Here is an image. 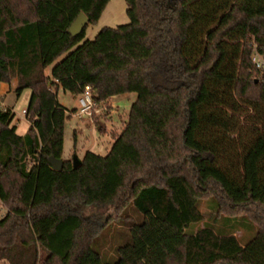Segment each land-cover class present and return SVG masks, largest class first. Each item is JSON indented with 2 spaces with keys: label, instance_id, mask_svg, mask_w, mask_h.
<instances>
[{
  "label": "trees",
  "instance_id": "16d2710c",
  "mask_svg": "<svg viewBox=\"0 0 264 264\" xmlns=\"http://www.w3.org/2000/svg\"><path fill=\"white\" fill-rule=\"evenodd\" d=\"M125 1L127 22L86 39L108 0H0V83L14 80L17 95L30 89L23 134L0 101V201L8 207L0 258L264 264V63H251L245 45L250 37L264 61V0ZM79 12L88 22L73 36L67 29ZM85 85L94 101L136 98L106 154L86 150L73 166L62 158L69 115L57 92L77 96ZM240 99L250 109L244 128L229 113ZM50 155L62 159L60 170ZM203 201L222 226H198ZM78 202L135 211L112 255L96 249L103 227ZM227 206L244 214H222ZM238 226L250 232L244 242L232 232Z\"/></svg>",
  "mask_w": 264,
  "mask_h": 264
},
{
  "label": "rangeland",
  "instance_id": "374dc122",
  "mask_svg": "<svg viewBox=\"0 0 264 264\" xmlns=\"http://www.w3.org/2000/svg\"><path fill=\"white\" fill-rule=\"evenodd\" d=\"M126 1L125 0H108V3L99 15V18L88 23L84 29V38L93 39L97 30L103 26H116L118 24L125 23L129 20V16L126 14ZM245 45L252 48V54L249 57V61L253 63L256 56L254 52L256 45L251 43V38L245 42ZM60 58L56 59L53 63L47 66L46 71H49L51 66L57 62ZM254 73H252V76ZM30 95V89L25 88L20 94H16L13 89L4 92L2 96V106L10 108L13 113V120L11 125L15 126L16 133H25L28 127V119L23 113L28 104V98ZM126 96L128 98L119 97L116 104V111L108 114V112H93V116H78L75 114L77 110V99L72 96L68 91L59 90L57 92V99L64 105L67 109L68 117L65 119L63 126V151L62 158H71L75 154L78 158L84 154L86 150H90L94 153H99L101 155L106 154V152L111 147L112 143V133L119 132L124 121L127 119V111L129 105L136 98L134 92H127ZM109 105V104H108ZM235 109L231 110L229 113H233L235 117H232L231 123L236 120L239 121L240 126L245 127V120H243L245 113H249L246 102L243 100H236ZM235 113V114H234ZM229 114V115H230ZM110 115V116H109ZM231 117V116H230ZM229 117V120H230ZM243 120V121H242ZM231 138H235V132H231L229 135ZM238 146L231 145L229 149L236 152L239 151ZM74 207L78 212L84 217L92 219L97 225H101L102 231L99 235L98 241H96V249L102 254V251L106 253V256L112 255V251L116 245L126 240L127 230L129 228V223L135 220V211L131 205L126 206L120 211L113 210L110 206H93L85 205L83 203H75ZM254 213V209L260 210V207L249 206ZM200 208L205 213L204 222L198 223V226H203L204 223L215 224V226H222V219L216 218L212 219L214 216V209L211 210L205 201L200 203ZM224 211L222 214H244V210L239 208L223 207ZM8 207L2 201H0V218L3 216ZM211 210V211H210ZM251 215V214H250ZM20 228V227H18ZM233 234L237 239L244 242V238L250 233L246 228L238 226L234 229ZM249 232V233H248ZM19 236L15 239L16 246H19ZM0 264H8L5 259L0 258Z\"/></svg>",
  "mask_w": 264,
  "mask_h": 264
},
{
  "label": "built area",
  "instance_id": "2783aa9c",
  "mask_svg": "<svg viewBox=\"0 0 264 264\" xmlns=\"http://www.w3.org/2000/svg\"><path fill=\"white\" fill-rule=\"evenodd\" d=\"M255 61L257 66H262L264 63L259 56H256ZM76 99L77 110L75 111V114L78 116L85 115L91 118L93 116V112L100 111L106 113L108 108L112 107L111 105L106 104L104 100L94 101L93 98H91V89L89 85L84 86L83 91L76 96ZM23 113H25V110H23Z\"/></svg>",
  "mask_w": 264,
  "mask_h": 264
},
{
  "label": "water",
  "instance_id": "95a60500",
  "mask_svg": "<svg viewBox=\"0 0 264 264\" xmlns=\"http://www.w3.org/2000/svg\"><path fill=\"white\" fill-rule=\"evenodd\" d=\"M87 22H88V17H86V15L83 12H79L76 15L75 19L71 22L67 30L73 36L77 35V33L80 32L84 28ZM71 160H72L73 166H77L79 164V159L75 154L72 155ZM48 162L51 165V167L55 170H60L62 168L61 158H57L53 155H50L48 157Z\"/></svg>",
  "mask_w": 264,
  "mask_h": 264
},
{
  "label": "crops",
  "instance_id": "0c3cea01",
  "mask_svg": "<svg viewBox=\"0 0 264 264\" xmlns=\"http://www.w3.org/2000/svg\"><path fill=\"white\" fill-rule=\"evenodd\" d=\"M45 71H46V69H45ZM50 71V70H49ZM49 71H46V73L47 72H49ZM14 86H15V84H14V80L11 82V83H9V84H7V83H5V82H1L0 83V101H1V98H2V96H4V92H7V91H9V90H11V89H13L14 90ZM59 90H61V89H59ZM58 90V91H59ZM126 94L127 93H124V94H115V95H111L110 97H108L107 99H105L104 100V102L106 103V104H109V105H111L112 107H109L108 108V114L110 113H112V111H116V109H115V107H116V104H117V102H118V98L119 97H124V98H128L127 96H126ZM72 95V94H71ZM73 96V95H72ZM74 97H76V96H74ZM1 104H2V101H1ZM110 109V110H109ZM110 116V115H109Z\"/></svg>",
  "mask_w": 264,
  "mask_h": 264
}]
</instances>
